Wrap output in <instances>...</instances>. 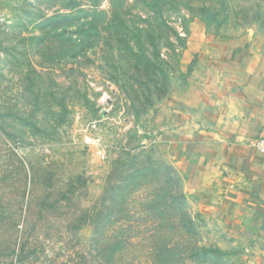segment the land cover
<instances>
[{"label":"rangeland","instance_id":"obj_1","mask_svg":"<svg viewBox=\"0 0 264 264\" xmlns=\"http://www.w3.org/2000/svg\"><path fill=\"white\" fill-rule=\"evenodd\" d=\"M148 1L0 0V264H264L154 129L190 49L264 54V0Z\"/></svg>","mask_w":264,"mask_h":264},{"label":"crops","instance_id":"obj_2","mask_svg":"<svg viewBox=\"0 0 264 264\" xmlns=\"http://www.w3.org/2000/svg\"><path fill=\"white\" fill-rule=\"evenodd\" d=\"M190 50L192 81L158 110L154 129L172 149L184 192L262 249L264 155L251 143L264 136V54L208 39Z\"/></svg>","mask_w":264,"mask_h":264},{"label":"trees","instance_id":"obj_3","mask_svg":"<svg viewBox=\"0 0 264 264\" xmlns=\"http://www.w3.org/2000/svg\"><path fill=\"white\" fill-rule=\"evenodd\" d=\"M167 0H149L147 3L144 4L145 6V10L148 11V13H152L153 15H160L161 14V3L166 2ZM161 2V3H159ZM77 0H71V5H73L74 8H76V10L81 11L80 9H77ZM161 4V5H160ZM117 8V5H115ZM119 9H116V11H118ZM118 13H113L112 17H117ZM78 18V17H76ZM75 19V18H74ZM138 31V30H137ZM70 40V41H69ZM67 41L69 42V44L71 45V49L75 46H78L80 44H83V39H81L80 37H73V35L71 36V38L67 39ZM70 51V50H69ZM78 55V54H76ZM73 55L72 57L76 56ZM204 259H209V257H203Z\"/></svg>","mask_w":264,"mask_h":264},{"label":"built area","instance_id":"obj_4","mask_svg":"<svg viewBox=\"0 0 264 264\" xmlns=\"http://www.w3.org/2000/svg\"><path fill=\"white\" fill-rule=\"evenodd\" d=\"M251 145H252L257 151H259L261 154L264 155V136L255 139V140L251 143Z\"/></svg>","mask_w":264,"mask_h":264}]
</instances>
